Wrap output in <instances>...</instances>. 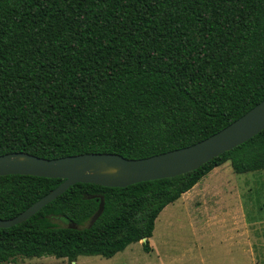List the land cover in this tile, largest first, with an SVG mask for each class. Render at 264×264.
<instances>
[{
  "label": "trees",
  "instance_id": "1",
  "mask_svg": "<svg viewBox=\"0 0 264 264\" xmlns=\"http://www.w3.org/2000/svg\"><path fill=\"white\" fill-rule=\"evenodd\" d=\"M263 98L264 0H0V155L148 157L210 136ZM227 161L236 173L264 169V129L180 175L69 186L0 227V264L110 258L143 237L149 252L162 209ZM62 181L0 176V219Z\"/></svg>",
  "mask_w": 264,
  "mask_h": 264
},
{
  "label": "rangeland",
  "instance_id": "2",
  "mask_svg": "<svg viewBox=\"0 0 264 264\" xmlns=\"http://www.w3.org/2000/svg\"><path fill=\"white\" fill-rule=\"evenodd\" d=\"M192 192L159 213L149 252L139 241L110 258L20 256L5 264H264V169L236 173L224 162Z\"/></svg>",
  "mask_w": 264,
  "mask_h": 264
},
{
  "label": "water",
  "instance_id": "3",
  "mask_svg": "<svg viewBox=\"0 0 264 264\" xmlns=\"http://www.w3.org/2000/svg\"><path fill=\"white\" fill-rule=\"evenodd\" d=\"M264 129V98L240 117L191 145L143 158H125L117 153L87 152L56 158H42L27 152L0 155V176L29 174L63 181L24 211L0 219V227L26 221L44 205L77 182L124 187L130 184L169 178L195 170L212 158L233 149ZM102 205L92 220L101 213ZM143 237L140 241L145 242Z\"/></svg>",
  "mask_w": 264,
  "mask_h": 264
},
{
  "label": "crops",
  "instance_id": "4",
  "mask_svg": "<svg viewBox=\"0 0 264 264\" xmlns=\"http://www.w3.org/2000/svg\"><path fill=\"white\" fill-rule=\"evenodd\" d=\"M228 162V161H227ZM230 164V163H229ZM220 166V165H219ZM219 166H217V167H215V168H213L211 171H209L207 174H212L213 172H216L217 170H219ZM231 166V165H230ZM232 169V168H231ZM203 178V177H202ZM201 178V179H202ZM200 179V180H201ZM199 180V181H200ZM199 181L191 188V189H189L188 191H186V192H184L180 197L182 198V196H187V198H186V200H188L189 198H190V196H191V194L189 195L188 193H190V192H194V189L197 187V186H199ZM202 187H204V186H202ZM225 187H228L229 188V185H227V186H225ZM231 189V188H230ZM201 189L199 188V190H197V191H200ZM233 190V189H232ZM193 192H192V195H193ZM189 195V196H188ZM179 197V198H180Z\"/></svg>",
  "mask_w": 264,
  "mask_h": 264
}]
</instances>
